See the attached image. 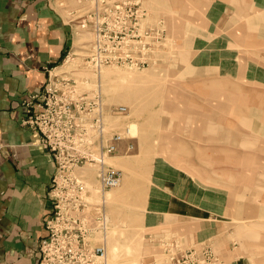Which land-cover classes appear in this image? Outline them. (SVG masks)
<instances>
[{"label": "rangeland", "instance_id": "obj_1", "mask_svg": "<svg viewBox=\"0 0 264 264\" xmlns=\"http://www.w3.org/2000/svg\"><path fill=\"white\" fill-rule=\"evenodd\" d=\"M55 1L74 35L58 66L81 92L98 86L105 110L127 106L108 120L134 135L106 160L119 185L92 194L109 264H264V0ZM181 193L185 217L167 215Z\"/></svg>", "mask_w": 264, "mask_h": 264}, {"label": "built area", "instance_id": "obj_2", "mask_svg": "<svg viewBox=\"0 0 264 264\" xmlns=\"http://www.w3.org/2000/svg\"><path fill=\"white\" fill-rule=\"evenodd\" d=\"M47 72L44 86L23 99L21 122L39 134V144L53 164L51 207L44 217L47 234L40 242L39 264H109L110 218L105 200L95 203L92 194L104 196L121 182V172L106 160L132 149L134 135L128 125L113 130L108 117L124 116L128 107L112 104L105 110L101 89L81 92L71 69L55 66ZM91 167L96 169V189L85 173ZM173 242L172 234L157 242L171 263L178 253L168 250Z\"/></svg>", "mask_w": 264, "mask_h": 264}, {"label": "crops", "instance_id": "obj_3", "mask_svg": "<svg viewBox=\"0 0 264 264\" xmlns=\"http://www.w3.org/2000/svg\"><path fill=\"white\" fill-rule=\"evenodd\" d=\"M73 37L55 0H0V264H39L53 164L21 123L23 99L44 86ZM185 204L171 195L164 210L185 217Z\"/></svg>", "mask_w": 264, "mask_h": 264}, {"label": "bare ground", "instance_id": "obj_4", "mask_svg": "<svg viewBox=\"0 0 264 264\" xmlns=\"http://www.w3.org/2000/svg\"><path fill=\"white\" fill-rule=\"evenodd\" d=\"M107 69H110V68H106V69H104V71H103V73L107 70ZM244 143H246V142H244ZM234 160V159H233ZM219 162H221V161H219ZM220 164H226V165H229V164H231V165H234L230 160H227L226 162H221ZM242 168H243V166H242ZM223 170V169H222ZM230 171V170H229ZM233 172V171H232ZM235 172V171H234ZM239 174H240V172H239ZM242 175V174H241ZM92 182V181H91ZM92 188L94 189V187H95V189H96V182L94 181V182H92ZM231 195H232V197H235V200H237V201H243V202H246V200H248L247 198H246V196H244V195H242V194H238V192H236V193H233V192H231ZM107 196V195H106ZM236 201V202H237ZM113 251H114V254H115V256L117 255V254H119L118 253V251H119V249H118V244H115L113 247Z\"/></svg>", "mask_w": 264, "mask_h": 264}]
</instances>
